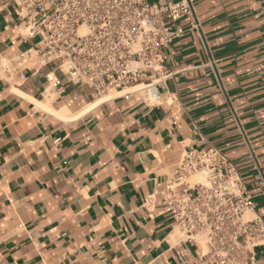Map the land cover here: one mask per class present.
<instances>
[{
    "label": "crops",
    "instance_id": "1",
    "mask_svg": "<svg viewBox=\"0 0 264 264\" xmlns=\"http://www.w3.org/2000/svg\"><path fill=\"white\" fill-rule=\"evenodd\" d=\"M18 1L0 0V264H214L159 195L185 153L207 146L235 164L264 219V0H191L201 31L180 23L157 101L98 105L58 71L51 88L50 67H17L38 42Z\"/></svg>",
    "mask_w": 264,
    "mask_h": 264
},
{
    "label": "built area",
    "instance_id": "2",
    "mask_svg": "<svg viewBox=\"0 0 264 264\" xmlns=\"http://www.w3.org/2000/svg\"><path fill=\"white\" fill-rule=\"evenodd\" d=\"M16 15L26 37L38 39L17 58L19 69L50 67L51 88H62L58 71L107 102L139 94L155 103L173 75L171 46L186 32L180 23L201 31L191 0H19ZM256 183L264 195V171ZM159 195L183 242L202 245L214 264H255L256 250L264 254V219L218 148L187 151Z\"/></svg>",
    "mask_w": 264,
    "mask_h": 264
},
{
    "label": "bare ground",
    "instance_id": "3",
    "mask_svg": "<svg viewBox=\"0 0 264 264\" xmlns=\"http://www.w3.org/2000/svg\"><path fill=\"white\" fill-rule=\"evenodd\" d=\"M108 99H102V100H100L98 103H97V105L98 104H101V103H104V102H106ZM39 105V104H38ZM46 105V104H45ZM96 106V105H95ZM39 107H41V106H39ZM44 109H46V108H44ZM47 110V109H46ZM47 112H49V111H47ZM50 112H52V114H54L55 116H57V117H59V118H61V119H64V120H68V113L67 112H60V113H57V112H54V111H50Z\"/></svg>",
    "mask_w": 264,
    "mask_h": 264
}]
</instances>
